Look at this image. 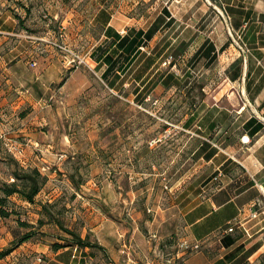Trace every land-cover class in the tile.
<instances>
[{
	"label": "rangeland",
	"instance_id": "obj_1",
	"mask_svg": "<svg viewBox=\"0 0 264 264\" xmlns=\"http://www.w3.org/2000/svg\"><path fill=\"white\" fill-rule=\"evenodd\" d=\"M220 1L229 3L206 0L221 9ZM88 2L0 0V55L15 57L5 62L8 76L0 78V189L20 184L11 181L10 158L26 170L50 166L40 171L44 183L32 204L0 191L6 214L0 217L2 250L29 234L20 245L27 254L16 255V264L46 262L27 245L63 244L69 236L61 224L103 248L67 251L64 257L74 264H221L218 243L209 251L204 241L190 238L187 212L215 191L209 181L217 172L200 150L194 153L201 140L190 138L186 121L193 105L209 97L203 89L215 92L222 68L238 53L243 57L241 50L247 54V47L234 36L235 41L217 42L212 57L200 53L218 19L214 14L207 19L211 10L198 9L200 1L183 0L178 14L196 26L156 32L126 73L109 76L110 88L101 78L104 66L65 64L71 54L91 59L98 46H106L103 28L91 22ZM135 2L136 14L144 8L145 29L159 9L154 0ZM101 6L130 14L134 3L102 0ZM227 13L230 19L223 12L224 18L233 26L243 15L239 9ZM259 15L262 20L264 11ZM14 147L22 150L21 157ZM43 205L58 222L47 223Z\"/></svg>",
	"mask_w": 264,
	"mask_h": 264
},
{
	"label": "crops",
	"instance_id": "obj_2",
	"mask_svg": "<svg viewBox=\"0 0 264 264\" xmlns=\"http://www.w3.org/2000/svg\"><path fill=\"white\" fill-rule=\"evenodd\" d=\"M101 1L89 0L86 7L92 5L91 22L94 27L103 28L105 39L108 28L111 33L120 35L123 32L121 37L132 39L138 31L144 34L156 19L161 23L157 32L165 26L179 27L185 24V27H192L198 23L191 25L190 20L185 21L178 14L184 8L183 0H154V6L159 10L156 18L145 29L144 8L141 13L136 14L133 10L137 4L135 0H131L134 6L130 14L119 12L120 9L111 13L109 11L112 7L101 6ZM198 1V9L204 13L211 10L207 19L212 14L218 19V22L213 21L210 25L212 28L206 35L208 41L203 51L207 50L210 55H214L219 49L215 45L217 42L224 40L229 43V40L235 41L236 36L247 47V54L241 50L243 57L238 53L222 68V83L215 92L203 89L205 93L208 92L209 97L200 101L198 106L193 105L196 109L190 111L186 121L189 128L187 132L192 135L190 138L201 140L194 153L203 148V155L208 156L205 164L212 165L213 171L217 172L212 181H209V184L216 185L215 191L187 212L190 238L204 241L209 251H213L214 245L218 243L222 251L219 257L221 264H264V192L259 188L264 186V27L260 26L264 24V18L261 20L259 15L260 11H264V0H227L229 3L226 4L220 1L221 9L206 0ZM227 9H239L243 13L235 20L234 26L224 18L223 12L230 19ZM165 11L170 14L169 17ZM62 30H66V26L62 25ZM63 36L65 34L60 33V38ZM177 38L178 36L175 39ZM138 40L142 44L136 49L134 60L143 56L144 35ZM13 59L15 57L5 53L0 55V78L8 76L5 62L9 64ZM243 136L248 139L245 144L241 142ZM34 167L39 172L50 169V166ZM48 174L53 179V173ZM230 221H234L236 225L232 233H226ZM3 235L4 228L0 225V251L6 245ZM27 247L31 254L45 255L48 258L42 263L37 258L31 264H66L55 260L54 257L63 251L53 253L50 244L35 242ZM22 250L27 254V250L19 246L10 253L12 262L8 256L0 259V264H16L15 256ZM190 264L197 262L192 261Z\"/></svg>",
	"mask_w": 264,
	"mask_h": 264
},
{
	"label": "trees",
	"instance_id": "obj_3",
	"mask_svg": "<svg viewBox=\"0 0 264 264\" xmlns=\"http://www.w3.org/2000/svg\"><path fill=\"white\" fill-rule=\"evenodd\" d=\"M231 11V10H228ZM227 12V10H226ZM165 14L167 17H169L168 13L165 11ZM161 23L160 20L156 19L155 22L151 25V27L146 31H138L136 33V36L132 39H129L127 36L121 37L116 32H110L109 28L105 31L106 34V46H98L94 53L92 54L91 59L93 62L96 63L95 68L99 65V68L105 67L104 71L101 74L102 80L106 82V84H109L112 86L113 83L109 82V76L119 75L121 73H126L127 70L131 67V65L134 63L135 59V51L138 49V47L141 46V41L138 40L142 35H144V46L147 45V43L152 39V37L155 35V33L158 31ZM233 25V24H232ZM109 39V40H108ZM207 43V42H204ZM203 51V49H202ZM200 52L202 54L210 55L207 50ZM215 55V54H214ZM213 55H211L212 57ZM138 59V58H137ZM136 59V60H137ZM167 76H164L162 80H165ZM110 87V86H109ZM112 88V87H110ZM203 155L204 149L200 148L198 149ZM205 159L208 158V156H205ZM10 166L14 167L13 170V176L14 181H19L20 184H4L0 191L2 192V195L7 198L12 195H18L20 198H22L24 201L28 203H33L34 198L39 193L41 186L44 183V179L41 177V174L38 169H23L21 166H19L18 162L10 158L9 159ZM5 198L0 199V217H5V213L2 210V203L4 202ZM42 209L47 212V206L43 205ZM49 214L47 223H51L53 221L58 222L55 220L54 216L50 214V212H47ZM40 225H43V221H39ZM60 227L64 233H66L69 236V239L66 238L63 240V244H57V242L50 244V248L53 253H56L58 251H63L60 253L59 256L64 257L66 255L67 251L73 250L74 251L77 248H80L81 250H84L85 248L88 249H103L98 244H91L88 242L87 239L81 238L78 234H76L74 231L64 228L61 224ZM30 239L29 234H24L19 238L17 243L13 244V246L9 249H5L0 251V259H4L7 257L13 250H15L17 247H19L22 243L27 242ZM62 249V250H61ZM67 249V250H65ZM65 250V251H64ZM65 258V257H64ZM59 258L61 263L74 264L73 260H69L67 257ZM74 259L75 257L72 255L71 257ZM40 260V258H39Z\"/></svg>",
	"mask_w": 264,
	"mask_h": 264
},
{
	"label": "built area",
	"instance_id": "obj_4",
	"mask_svg": "<svg viewBox=\"0 0 264 264\" xmlns=\"http://www.w3.org/2000/svg\"><path fill=\"white\" fill-rule=\"evenodd\" d=\"M123 32H120V35H122ZM62 51H66L68 52L65 48H63L62 46H58ZM68 58V57H67ZM67 58H65L67 60ZM71 63H74L76 66H85L87 67L88 69H91L89 64L91 63V65H93V61L90 59V58H86L84 56H80V55H75V54H71V59L70 61H66L65 64L66 65H69ZM36 63L35 62H32V66H35ZM241 142L243 144L247 143L248 142V139L247 137L243 136L241 138ZM12 151L17 155V157H21L22 156V150L19 149V148H13ZM11 181H13V179H11ZM263 192H264V186L263 187H259ZM236 223L234 221H230L228 222L227 224V229H226V233H232L234 231V227H235ZM198 245H195L194 248L195 249H198ZM40 261V260H38Z\"/></svg>",
	"mask_w": 264,
	"mask_h": 264
}]
</instances>
